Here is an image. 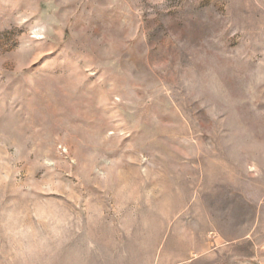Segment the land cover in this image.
Returning <instances> with one entry per match:
<instances>
[{"label": "rangeland", "instance_id": "374dc122", "mask_svg": "<svg viewBox=\"0 0 264 264\" xmlns=\"http://www.w3.org/2000/svg\"><path fill=\"white\" fill-rule=\"evenodd\" d=\"M0 264H264V0H0Z\"/></svg>", "mask_w": 264, "mask_h": 264}]
</instances>
